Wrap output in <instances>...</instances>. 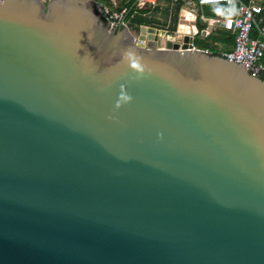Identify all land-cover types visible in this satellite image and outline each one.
Returning a JSON list of instances; mask_svg holds the SVG:
<instances>
[{"label": "water", "instance_id": "1", "mask_svg": "<svg viewBox=\"0 0 264 264\" xmlns=\"http://www.w3.org/2000/svg\"><path fill=\"white\" fill-rule=\"evenodd\" d=\"M100 10L0 0V264H264V73Z\"/></svg>", "mask_w": 264, "mask_h": 264}, {"label": "built area", "instance_id": "2", "mask_svg": "<svg viewBox=\"0 0 264 264\" xmlns=\"http://www.w3.org/2000/svg\"><path fill=\"white\" fill-rule=\"evenodd\" d=\"M101 7L100 14L110 24L120 26L126 23V15L128 10L121 12L112 10L105 0H90ZM159 0H139L138 5H157ZM171 7H179L181 10H186L188 13L197 17L195 23L191 20L186 27L191 30L196 26L199 29L198 35L194 36V48L203 50L206 54L247 59L254 66L264 73V7L260 0H168ZM223 6L221 15H206L200 20V14L206 7ZM180 25V24H179ZM145 30L146 41H140L139 37L142 31ZM165 34H170V21L168 25L162 29ZM219 32H227L234 35V44L230 50H225L223 46H229L225 43L214 42L213 46L199 48L196 45V38L201 36L203 39H209L212 35H217ZM173 34V42L183 44L186 33L176 30ZM134 35V34H133ZM137 41L146 44L149 33L145 26H140L138 35H134Z\"/></svg>", "mask_w": 264, "mask_h": 264}, {"label": "crops", "instance_id": "3", "mask_svg": "<svg viewBox=\"0 0 264 264\" xmlns=\"http://www.w3.org/2000/svg\"><path fill=\"white\" fill-rule=\"evenodd\" d=\"M98 1V0H95ZM106 4L114 11L121 12L123 10H128V5L131 3V0H105ZM139 0L136 1L133 7H136L135 10L136 12L134 13L133 16L128 18V14L126 15V23L127 27L132 30V27H135L139 31L140 26H145V27H153L156 28L159 32L155 35H159L158 37V46L160 47H165L168 42L174 40L173 34L171 35L172 32L179 30V16H180V11H178L177 7V15H178V22L176 24V27L174 30H172V17L170 15L169 20L166 22L164 21L165 14L167 11L170 12L171 14V9L170 6L167 4H163L165 0H159L157 5L151 6V5H138ZM141 10H146L148 13L144 14L143 19L144 21H139L137 18L140 16V11ZM131 10H128V12ZM156 12V14H154ZM170 21V34H165L162 29H164ZM133 25V26H132ZM132 32V31H131ZM133 33V32H132ZM161 33L164 34V36L160 35ZM229 45V44H227ZM209 45H206L204 48L208 47ZM225 50H230L231 45L229 46H223L222 47Z\"/></svg>", "mask_w": 264, "mask_h": 264}, {"label": "trees", "instance_id": "4", "mask_svg": "<svg viewBox=\"0 0 264 264\" xmlns=\"http://www.w3.org/2000/svg\"><path fill=\"white\" fill-rule=\"evenodd\" d=\"M137 0H131V3L128 5V10H131L128 12V18H130L131 16L134 15V13L136 12L135 8L136 7H133L134 4L136 3ZM244 2H248V0H242ZM261 1V4L263 5L264 7V0H260ZM179 8V7H178ZM206 10V12L209 14V15H221L224 11L223 9V6L222 5H218V6H215V7H206L204 8V11ZM178 11H180V8L178 9ZM148 13V11H144V10H141L140 11V16L137 18L139 21H144L143 19V16L144 14ZM263 17H264V13H263ZM214 38L217 42H220V43H225V44H229V45H232L234 44V35L230 34V33H227V32H219L217 35H212L211 38ZM263 64H264V59H263ZM261 79L264 80V74L261 76Z\"/></svg>", "mask_w": 264, "mask_h": 264}, {"label": "rangeland", "instance_id": "5", "mask_svg": "<svg viewBox=\"0 0 264 264\" xmlns=\"http://www.w3.org/2000/svg\"><path fill=\"white\" fill-rule=\"evenodd\" d=\"M163 4H167L168 6H170V9H171V14L169 11H167V13L165 14V18H164V21H168L169 20V17L171 15L172 17V30L175 29L176 27V24L178 22V15H177V8L176 7H171L170 3L168 0H165V2H163ZM156 14V12L154 13ZM203 14H206V15H209L206 10L205 11H202V13L200 14V20L201 18L203 17ZM133 26V25H132ZM134 35H138V29H136L135 27H132V30ZM160 35L164 36L163 33H161ZM214 42H217L213 37L212 38H209V39H203L201 36H198L196 38V45L197 47L199 48H204L206 45H209V46H213V43Z\"/></svg>", "mask_w": 264, "mask_h": 264}, {"label": "bare ground", "instance_id": "6", "mask_svg": "<svg viewBox=\"0 0 264 264\" xmlns=\"http://www.w3.org/2000/svg\"><path fill=\"white\" fill-rule=\"evenodd\" d=\"M156 34V33H155Z\"/></svg>", "mask_w": 264, "mask_h": 264}]
</instances>
